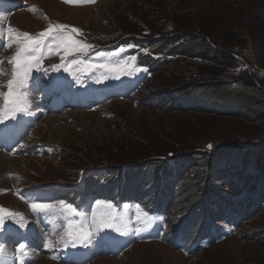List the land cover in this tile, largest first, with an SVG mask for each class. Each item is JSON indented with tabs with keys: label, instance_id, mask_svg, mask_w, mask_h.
I'll list each match as a JSON object with an SVG mask.
<instances>
[{
	"label": "rangeland",
	"instance_id": "374dc122",
	"mask_svg": "<svg viewBox=\"0 0 264 264\" xmlns=\"http://www.w3.org/2000/svg\"><path fill=\"white\" fill-rule=\"evenodd\" d=\"M53 1L64 8L82 10V20L53 17L36 2L22 0L16 8L12 0H0V16L6 17L0 21L4 73L0 75V92H7L12 72L9 60L17 50L16 44L4 46V37L11 24L9 17L18 11H24L32 21L30 28L12 25L19 32L36 35L49 25L62 24L69 26V32L78 29L79 33H71L73 37L92 46L72 55H65L62 49L46 55L41 68L47 69V75L33 72L26 90V110L0 123V206L24 217L20 221L5 215L0 264H8L13 255L17 264L21 232L27 229L30 235L35 229L36 244L47 248L50 243L52 247L49 256L46 253L32 264H68L75 254L89 250L100 254L108 240L120 243L123 255L96 258L89 264H264V213L242 219L240 226L219 223V227L231 229L230 235L213 246L196 250L192 245L197 236L192 235L187 247V222L195 220L191 207L196 209L206 193L226 190L220 182L209 187L203 170L187 174L176 170L165 176L161 166L155 175L144 171L149 160L165 161L172 152L181 153V146L194 154L211 151L225 139H235L242 146L264 143V0ZM176 25L198 34L193 32V39L184 36L177 43ZM209 48L229 59L223 65H212L206 57ZM133 58L129 74L99 83L103 69L90 72L73 65L70 73L51 68L77 59L131 65ZM246 76L256 79L254 87H247ZM235 77L241 80L240 85L233 83ZM206 78L228 84L218 89L200 87L190 96H186L187 90L176 92L180 83L194 80L204 84ZM33 93L38 94L31 97ZM3 100L0 96V107ZM48 100L59 102L56 114L43 109L41 103L46 101V105ZM235 157L240 162L239 154ZM137 161L141 166L131 165L111 196L105 189V174L124 170L127 163ZM168 162L175 168V159ZM172 167L165 171L172 172ZM139 173L146 179L141 187L134 183ZM193 186L196 191L192 196ZM122 193L139 206L129 208L126 200L117 198ZM171 198L175 200L170 205ZM97 201L104 202L99 209ZM32 202L56 206L64 202L79 214H37L30 207ZM141 207L162 215L163 224L162 216H149ZM93 211L114 215L117 223L126 225V234L102 230L91 238L92 247L66 246L62 238H66L69 223L74 227L89 225ZM21 222L25 227H19Z\"/></svg>",
	"mask_w": 264,
	"mask_h": 264
},
{
	"label": "trees",
	"instance_id": "16d2710c",
	"mask_svg": "<svg viewBox=\"0 0 264 264\" xmlns=\"http://www.w3.org/2000/svg\"><path fill=\"white\" fill-rule=\"evenodd\" d=\"M197 24H195L196 30L198 29ZM180 27V25H176L175 27V30H178V33H176V35L174 36L177 43V40L179 38L187 36V38L191 37L193 39L195 36L193 32H196L198 34L197 31L199 29L197 31H183V29ZM197 41L200 42L202 40ZM208 52L209 53L206 57L211 58L212 65H223V62H226V60L229 59V57H226L227 55H223V52L217 49L209 48ZM209 72H207V74L211 75V73ZM246 77L248 78V76ZM180 80L182 81V79ZM232 81L234 84L235 82H238V85H240L241 80L235 77V79ZM245 82L247 84V87H254L256 85V79L253 78H248ZM227 84L228 82L209 80L207 78L204 84H196L195 81L192 80L184 84H178L179 87H177L176 92L183 93L187 90L186 96H190L191 94L199 91L200 87H203L205 89H207L208 87H214L218 89L223 88ZM161 97L165 98V96ZM156 108L160 109V106ZM188 112L189 111H187V113ZM239 143L240 142L236 141L235 139H225L224 141H222L221 145L215 146L211 151L201 150L194 154L189 153V149H185L184 146H181V153L172 152L171 156H166L165 161H159L158 159L149 160L151 162L148 163V167H146V169L144 170L147 172L146 174H158L157 172L159 171L160 166L165 167V169L162 170L163 176H165V174L172 175L174 173H177L174 172L176 170L180 174H187L194 169L198 172L200 170H203L206 173L204 179L207 181L209 187L212 183L220 182V187L223 190H226V192L218 191V193H204L206 196L204 197L202 203L196 209L194 207H191V217H194L195 220L193 222H191V220L187 222V238L192 234L197 236L194 230L205 233L206 231L213 228L219 234L220 232L228 228L219 227V223L225 222L232 226H240L242 219H245L248 216L250 218H254V216H256L257 214L264 213V184H259L260 181H264V143L248 142L245 143V146L239 145ZM236 154H239V157H241L240 162L236 161ZM258 158H260V160L262 161H257ZM173 159L176 160L175 168L171 166L173 171L166 172V169L171 168L170 166H168V160ZM145 160L146 158L143 159V161ZM143 161L141 160L140 163H142ZM138 163V161L137 163H127L128 165L126 166L128 167H126L124 170H110L108 174H105V189L110 192L111 196L115 193V187L118 185L120 179H122L121 176L127 172L128 168L131 165H136ZM252 164L259 165L260 167L256 166V169L249 168V166ZM157 165H159V167H157ZM122 166L125 167V165ZM137 166L140 167L141 165L138 164ZM247 171H249L248 174L246 173ZM135 172L136 174H138L137 171ZM139 174L140 175L135 179L137 181L134 180V183L138 187H141L145 185L146 179L141 176L142 173ZM115 176H119V179H115ZM255 181H257L258 184ZM252 185L254 186L252 187ZM187 190H190V184L187 186ZM195 191L196 189L193 186L192 190L190 191L192 196ZM185 193H187V191H185ZM182 195H184V192L182 193ZM174 200V198H171V200L169 199V204L174 203Z\"/></svg>",
	"mask_w": 264,
	"mask_h": 264
},
{
	"label": "snow or ice",
	"instance_id": "6c2138e0",
	"mask_svg": "<svg viewBox=\"0 0 264 264\" xmlns=\"http://www.w3.org/2000/svg\"><path fill=\"white\" fill-rule=\"evenodd\" d=\"M70 4H81L94 2V0H65ZM6 17L0 16V21L5 20ZM69 26L56 24L49 25L46 30L33 35L28 32H19L11 26L7 29V35L4 39L7 40L6 47H12L16 44L17 50L15 54L9 60V64L12 66L11 79L7 81V92H0V96H3V107H0V123H3L6 119H15L17 113L24 112L26 110V90L28 83L32 79V74L36 72H44L47 75V69L41 68V64L46 55L54 53V51L63 50L65 55H72L75 52H81L85 49L92 47L91 45L83 44L77 41L71 33H79L78 29L72 28L71 31H66ZM73 65H76L82 70L94 72L103 69L101 77L97 79V83L109 78H119L121 74H129L128 69L134 67V58L130 64H94L91 61L83 60H71L67 64H55L51 65L53 71L59 72H74ZM109 73H114L110 76ZM2 72V62H0V75ZM55 86V85H52ZM211 148V145L208 146ZM104 202L97 201L96 208L99 209ZM30 207L33 212L50 214L57 211H62L71 215H78L79 213L75 208L70 205L60 202L59 206L50 202H32ZM5 215L11 219L24 220L22 214H16L10 210L4 209L0 206V232L4 231ZM147 216V214H144ZM140 219V217H137ZM19 227H25L24 223H20ZM126 225H122L116 222V217L111 213H103L93 211L91 218V224L74 227L71 222L68 225L66 232V238L63 239V243L67 246L75 247L77 244L87 246L91 242V238L94 235H98L102 230H111L112 232L119 233L120 235L126 234L123 228ZM95 229V231H93ZM104 239L105 237H100ZM51 247V244H49ZM17 250L22 254L26 252L25 243H19ZM3 251V246L0 245V252Z\"/></svg>",
	"mask_w": 264,
	"mask_h": 264
},
{
	"label": "bare ground",
	"instance_id": "6f19581e",
	"mask_svg": "<svg viewBox=\"0 0 264 264\" xmlns=\"http://www.w3.org/2000/svg\"><path fill=\"white\" fill-rule=\"evenodd\" d=\"M12 1L14 4H16V3L21 4L22 0H12ZM27 1L39 3L45 10H48L49 13H51V15L53 17H56V18H64L66 20L72 21L74 18H77L78 20H82V17H83L82 10H79V9L71 10L68 8H64L60 5H57L53 0H27ZM88 11H91V10L89 9ZM26 17H27V15L24 11H21V12L18 11L15 14V16H13V19H12L13 25L22 24L23 25L22 27L27 26L28 28H30L32 21H31V19H29L28 17L26 18ZM84 21H85V23L86 22L88 23V21L90 22V20H84ZM36 25H38V24H36ZM0 156H2V155H0Z\"/></svg>",
	"mask_w": 264,
	"mask_h": 264
},
{
	"label": "crops",
	"instance_id": "0c3cea01",
	"mask_svg": "<svg viewBox=\"0 0 264 264\" xmlns=\"http://www.w3.org/2000/svg\"><path fill=\"white\" fill-rule=\"evenodd\" d=\"M13 16H14V15H13ZM13 16H10V17H9V19H11V24H10L9 26H11V27H12V25H13V23H12ZM7 26H8V24H7ZM9 26H8V27H9Z\"/></svg>",
	"mask_w": 264,
	"mask_h": 264
}]
</instances>
